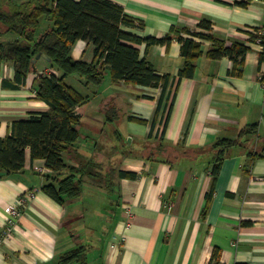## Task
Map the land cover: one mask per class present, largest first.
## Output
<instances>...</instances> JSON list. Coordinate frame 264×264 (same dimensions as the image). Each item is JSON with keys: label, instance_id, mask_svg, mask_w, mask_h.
I'll return each mask as SVG.
<instances>
[{"label": "crops", "instance_id": "1", "mask_svg": "<svg viewBox=\"0 0 264 264\" xmlns=\"http://www.w3.org/2000/svg\"><path fill=\"white\" fill-rule=\"evenodd\" d=\"M113 1L134 24L121 27L127 34L162 39L175 29L199 43L202 54L194 75L178 77L183 59L172 38L168 45L147 50L144 44H131L157 75L168 77L159 108V87L115 85L107 71L98 88L67 78V85L73 79L81 86L76 91L87 101L75 108L79 137L61 155L66 168L59 178L73 174L81 179V195L63 204L48 197L42 187L52 173L25 149L21 171L0 172V234L8 221L13 223L10 236L0 243V264H56L78 246L86 247L85 264H208L214 250L219 251L217 264H264V58L260 61L252 34L264 27V0ZM203 21L210 32L198 28ZM50 26L43 22L38 34ZM182 30L245 46L242 65L233 69L226 57L208 59L212 42ZM70 57L89 62L92 46L77 41ZM49 71L57 75L40 57L33 72L16 83L12 64L0 62V139L14 122L48 110L35 100V89L37 76ZM108 112L112 121L105 120ZM247 125H256V133L238 138ZM219 139L238 143L213 181L212 146ZM160 140L193 152L171 164L159 155L147 157ZM87 162L102 174L121 171L136 178L114 177L109 191L88 171L81 175Z\"/></svg>", "mask_w": 264, "mask_h": 264}, {"label": "trees", "instance_id": "2", "mask_svg": "<svg viewBox=\"0 0 264 264\" xmlns=\"http://www.w3.org/2000/svg\"><path fill=\"white\" fill-rule=\"evenodd\" d=\"M46 21L51 23L50 28L38 34L41 24ZM121 27H134V24L113 0H0V62L12 64L16 83H22L33 72L32 61L38 55L44 57L49 68L57 72V75L39 74L36 78L35 100L45 103L48 110L33 114L28 120L14 122L9 134L0 139V172L12 175L21 171L24 151L29 149L30 158L44 160L45 167L52 173L46 176L42 191L59 204L74 200L81 195L82 180H75L73 174L59 178L60 172L66 168L61 155L71 150L79 137L80 119L75 114V108L82 106L87 97L67 85L65 80L77 76L84 87L98 88L107 71L111 83L115 85L123 83L140 88H161L159 108L168 77L157 75L151 64L140 57L138 49L131 44H144L147 50L155 45H168L172 38H176L180 44L183 59L178 77H193L196 62L202 54L199 43L182 38L179 30L175 29L162 39H140L121 31ZM198 28L210 32L208 22H200ZM182 32L212 42V47L206 52L208 59L226 57L232 62L233 69L242 65L247 51L245 46L236 43L227 45L207 33ZM77 41L92 46V59L89 62L70 57V47ZM263 58L261 54L260 61ZM234 73L233 70L230 72ZM111 118L108 112L105 120L112 121ZM128 119L145 123L132 117ZM255 133L256 125H247L239 132L238 138ZM237 143L238 140L219 139L213 144V181L228 150ZM149 149L147 157L159 155L166 164L189 158L193 152L182 151L179 146L164 145L161 140L160 144ZM96 168L97 165L87 162L79 171L82 176L85 170L88 171L99 185L109 191L112 190L114 177L136 178L134 173L119 171L115 176L113 171L102 174ZM212 187L206 200L211 198ZM85 251V246H78L61 255L56 264H85ZM218 257L219 251L214 250L208 264H217Z\"/></svg>", "mask_w": 264, "mask_h": 264}, {"label": "built area", "instance_id": "3", "mask_svg": "<svg viewBox=\"0 0 264 264\" xmlns=\"http://www.w3.org/2000/svg\"><path fill=\"white\" fill-rule=\"evenodd\" d=\"M253 34V39H254V42L257 44L258 46V49H259V52L263 55L264 57V27L263 28H259V29H256L252 32ZM51 74H55L53 71H50ZM49 73V74H50ZM166 207L168 209H170V205H166ZM11 214H15L14 211H11ZM125 215H126V220L124 222V226L127 228L129 227V220H130V212L128 209L125 210ZM12 221H8V225L7 227L5 228V230L3 231L2 234H0V243L4 240H6L11 232H12Z\"/></svg>", "mask_w": 264, "mask_h": 264}, {"label": "rangeland", "instance_id": "4", "mask_svg": "<svg viewBox=\"0 0 264 264\" xmlns=\"http://www.w3.org/2000/svg\"><path fill=\"white\" fill-rule=\"evenodd\" d=\"M49 73H50V71H49ZM49 73H48V74H49ZM72 78H73V79H79L77 76H73ZM73 79L68 80V84H69V86L71 85V86H73V88H74L75 90H77V91H81V90H82L81 86L78 85V84L75 82V80H73ZM91 88H92V87H91Z\"/></svg>", "mask_w": 264, "mask_h": 264}, {"label": "water", "instance_id": "5", "mask_svg": "<svg viewBox=\"0 0 264 264\" xmlns=\"http://www.w3.org/2000/svg\"><path fill=\"white\" fill-rule=\"evenodd\" d=\"M40 57H41V56L38 55V56L35 58V60L38 59V58H40ZM42 58H44V57H42ZM35 60H33L32 63H34Z\"/></svg>", "mask_w": 264, "mask_h": 264}]
</instances>
